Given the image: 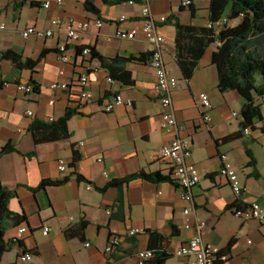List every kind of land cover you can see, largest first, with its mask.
Segmentation results:
<instances>
[{
    "label": "crops",
    "instance_id": "0c3cea01",
    "mask_svg": "<svg viewBox=\"0 0 264 264\" xmlns=\"http://www.w3.org/2000/svg\"><path fill=\"white\" fill-rule=\"evenodd\" d=\"M44 1L0 0V26L6 27L0 31V54L12 51L25 62L38 61L47 51L34 70L19 69L12 61L0 60V81L8 83L0 93V179L7 190L17 193L10 203L11 211L28 217V223L22 226L9 224L6 240H22L28 250L37 252L33 261L26 263L21 260V250L16 245L0 259V264H136L140 252L161 244L172 255L166 264H190L189 259L175 253L196 235L194 225L198 222L206 224L204 240L221 250L218 261L221 264H264V228L256 220L236 218L231 211L235 205L264 206L261 130L264 123L247 136L241 127V96L237 92L220 93L218 71L212 63L219 44L207 50L190 80L184 78L177 64V30L172 19L185 25L209 27L211 11H200L194 19L190 8H183V0H152L154 15L168 19L160 25V32L166 39L164 58L168 70L180 81L173 94L180 137L192 143V161L201 174V183L193 190L191 202L181 187L169 181L152 183L138 179L105 189L115 180L140 172L161 173L175 180L172 166L159 158V152L175 136L162 128L163 110L150 61L125 66L132 74L133 86L119 81L109 83L110 74L96 60L80 65L81 50L87 47L95 48L109 59L151 55L154 48L142 30L143 6L129 2L109 5L95 0L100 11L97 16L85 9L86 0H64L61 6L54 2L50 9L43 7ZM194 4L199 9L196 0ZM123 16L127 17L126 22L119 21ZM97 18L104 20V25L93 26L78 41L71 42L68 51L71 62L63 63L59 47L68 41L66 26H54L52 22ZM239 23L238 20L229 25ZM31 26L41 31L53 30L54 35L31 36L26 40L23 32ZM222 27V21L215 24L218 30ZM133 29L138 30L134 40L116 37L119 31L127 33ZM82 73L89 75L92 100H80L70 91L51 89L54 83H73ZM18 84L32 85L35 92H21ZM202 93L208 94L212 102L211 123L203 119ZM116 94L131 99L134 105L118 107L108 114L104 107ZM69 109L77 111L68 124L70 138L37 142L32 125L37 121H59ZM235 112L238 117L233 116ZM236 134L240 136L223 142ZM7 145L13 151L1 155ZM249 151L256 161L255 167L250 166ZM223 155L228 156L248 191L241 200L220 174ZM61 159L68 163L66 172L59 170ZM47 180L67 181L39 190ZM188 209L191 212L186 215ZM82 221L88 222L84 230ZM21 227H26L28 232L22 234ZM47 227L48 236L44 235ZM131 229H144L145 233L130 237ZM70 230L73 234L68 235ZM153 233L164 237V243H152ZM112 235L121 237V245L109 254L107 248Z\"/></svg>",
    "mask_w": 264,
    "mask_h": 264
},
{
    "label": "trees",
    "instance_id": "16d2710c",
    "mask_svg": "<svg viewBox=\"0 0 264 264\" xmlns=\"http://www.w3.org/2000/svg\"><path fill=\"white\" fill-rule=\"evenodd\" d=\"M103 1L109 5H120L128 3L131 0ZM136 1L138 2L139 0ZM183 1L188 2V5H184L183 8H190L192 17L195 19L196 15L201 11L195 6V0ZM85 9L90 13L100 16V11L95 5V0H86ZM209 10L212 13V25L209 27L185 25L179 20L172 19L177 30V64L184 78L190 80L194 76L207 50L219 44L217 51L214 52L212 57V63L218 71V89L222 94L237 92L241 96L243 100L241 127L244 132L246 129H251L253 132L257 129L258 124L264 123V0H212ZM224 19H228V24L223 25L219 30L215 28V24L223 22ZM238 20L240 21L238 25L233 27L229 25ZM88 48L92 51L91 59L101 63L102 67L110 74V77L115 81L122 82L126 86H133L134 81L132 74L126 70L125 66L129 63H146L152 58L151 54L149 56L141 55L138 58L132 57L126 59L118 57L109 59L98 53L95 48ZM46 55L47 51L42 54L40 60ZM0 60H9L19 69L28 68L31 70H34L40 61L28 59L23 62V58L12 51L0 54ZM4 83V81H0V87L3 88ZM38 92L39 87L36 86V93ZM75 114H77L76 110L69 109L59 121L53 123L37 121L34 123L31 130L36 141L69 139L71 134L68 124ZM261 130L264 133V127ZM239 136L240 134L230 136L224 139L223 142L234 140ZM12 151L13 147L7 145L3 148L1 155ZM248 155L251 158L250 166L255 167L256 161L253 154L249 151ZM70 166L74 167L73 165ZM138 179L152 183L169 181L178 185L177 181L173 180L171 176H163L161 173L147 174L140 172L125 179L115 180L105 189L120 187ZM65 181H43L39 190H46L49 187L62 185ZM16 196L17 193L7 190L0 179V259L16 245L20 247L24 255L29 253L33 255L37 254L34 250H28L22 240H6L9 224L19 227L28 223L26 215L13 213L10 209V203ZM235 207L238 206L235 205L231 210ZM87 225V221H82V230ZM67 234H73V230L68 231ZM151 238L152 243L153 241H160L161 243L165 241L164 237L157 233L151 234ZM150 251L153 252L154 257L146 264H166L172 258V255L165 250L162 244L160 247ZM216 264L221 263L217 262Z\"/></svg>",
    "mask_w": 264,
    "mask_h": 264
},
{
    "label": "built area",
    "instance_id": "2783aa9c",
    "mask_svg": "<svg viewBox=\"0 0 264 264\" xmlns=\"http://www.w3.org/2000/svg\"><path fill=\"white\" fill-rule=\"evenodd\" d=\"M30 1L36 2V0ZM54 2L60 6L64 4V0H45L42 5L46 9H50ZM136 3H140L143 6L142 30L146 39L154 48L150 65L157 78L156 91L159 95L163 110L162 128L167 133L175 136L173 141L159 152V158L162 161L168 162L172 166L173 175L179 187L185 191L187 199L193 202V190L200 185L201 174L197 165L192 161V143L182 140L180 137V127L173 102V94L178 89L180 81L173 77L168 70L164 58L166 39L160 32V25L166 24L168 19L166 17L157 18L154 15L152 10V0H139L138 2L136 0L129 1V4L131 5ZM185 5H188V2H185ZM119 21L126 22L127 17L123 16ZM52 23L54 26H60L62 24H65L66 26L68 41L67 43L60 45L59 54L61 61L67 64L71 62V57L68 54L69 44L73 41H78L81 34L91 30L93 26L101 28L104 25V20L99 18L94 19L93 21H77L75 19H69L65 23L62 20H54ZM227 24L228 19H224L222 25ZM5 29L6 27L4 25L0 26V31H4ZM53 35V30L41 31L33 26L23 32V37L26 40L31 36H45L51 38ZM137 35L138 30L133 29L127 33L119 31L116 37L120 39L134 40ZM91 53L92 51L88 47L82 49L80 54V65L83 64L85 66L86 63L91 60ZM107 81L109 83H115V80L110 76ZM90 83L89 75L87 73H82L73 83H54L51 86V89L54 91H70L80 100H92L93 94L89 90ZM6 86H8L7 82L4 83L3 88L0 87V93ZM17 88L19 91L26 94H32L35 92V88L32 85L18 84ZM200 101L203 109V119L206 123H211L213 121V106L209 95L202 93L200 95ZM51 104H54V102ZM133 105L134 103L131 99L125 98L122 94H116L112 101L105 105L104 111L108 114H112L118 107H132ZM28 115L34 117L33 112H29ZM233 116L238 117L239 114L235 112L233 113ZM244 133L247 136H251L252 130L246 129ZM81 145L84 146L85 143H81ZM221 159L223 166L220 174L230 182L234 194L238 200H241L248 191L241 183L240 174L233 165L229 163L227 155H223ZM99 162H103V160L99 159ZM59 170L61 172L68 171V163L66 160L61 159L59 161ZM89 189L92 190L93 187L90 186ZM231 211L236 218L256 220L264 228V206L259 203H252L246 207H235ZM190 212L191 210L188 209L185 211V214L189 215ZM188 228H191V225H189ZM194 228L196 230V235L188 243L182 245L175 254L179 257L189 259L190 264H216L220 258L221 250L204 240L202 233L206 229V224L204 222H198L194 225ZM20 232L26 234L28 229L26 227H21ZM144 233V229H131L128 232V236L136 237ZM49 234L50 228L47 227L44 229V235L48 236ZM120 245L121 237L118 235H112L110 237L107 253H112L114 249L118 248ZM86 246L91 247V244L87 243ZM153 257L154 254L152 251H142L138 254V262L136 264H146ZM33 259L34 255L31 253L26 255L23 254L21 257V260L26 263L33 261Z\"/></svg>",
    "mask_w": 264,
    "mask_h": 264
},
{
    "label": "rangeland",
    "instance_id": "374dc122",
    "mask_svg": "<svg viewBox=\"0 0 264 264\" xmlns=\"http://www.w3.org/2000/svg\"><path fill=\"white\" fill-rule=\"evenodd\" d=\"M211 1L212 0H196L198 8L201 9V13H206V11L210 9ZM226 4H227V1H226ZM263 114H264V106H263Z\"/></svg>",
    "mask_w": 264,
    "mask_h": 264
},
{
    "label": "water",
    "instance_id": "95a60500",
    "mask_svg": "<svg viewBox=\"0 0 264 264\" xmlns=\"http://www.w3.org/2000/svg\"><path fill=\"white\" fill-rule=\"evenodd\" d=\"M21 250V249H20ZM24 253H23V251L21 250V255H23Z\"/></svg>",
    "mask_w": 264,
    "mask_h": 264
}]
</instances>
